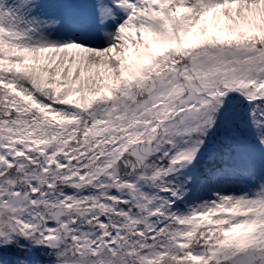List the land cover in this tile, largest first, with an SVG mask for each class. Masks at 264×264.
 I'll list each match as a JSON object with an SVG mask.
<instances>
[{
	"label": "snow or ice",
	"instance_id": "snow-or-ice-1",
	"mask_svg": "<svg viewBox=\"0 0 264 264\" xmlns=\"http://www.w3.org/2000/svg\"><path fill=\"white\" fill-rule=\"evenodd\" d=\"M0 264H264V0H0Z\"/></svg>",
	"mask_w": 264,
	"mask_h": 264
}]
</instances>
